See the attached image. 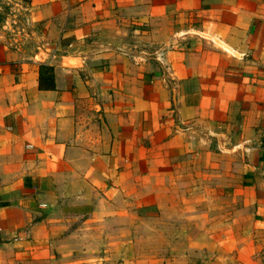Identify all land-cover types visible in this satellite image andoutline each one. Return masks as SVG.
Wrapping results in <instances>:
<instances>
[{"label": "crops", "instance_id": "0c3cea01", "mask_svg": "<svg viewBox=\"0 0 264 264\" xmlns=\"http://www.w3.org/2000/svg\"><path fill=\"white\" fill-rule=\"evenodd\" d=\"M3 1L0 264H156L150 213L264 264V0Z\"/></svg>", "mask_w": 264, "mask_h": 264}, {"label": "rangeland", "instance_id": "374dc122", "mask_svg": "<svg viewBox=\"0 0 264 264\" xmlns=\"http://www.w3.org/2000/svg\"><path fill=\"white\" fill-rule=\"evenodd\" d=\"M26 9L16 3L0 0V27L7 26L8 31L18 33L25 29L22 20ZM153 217L147 220V225L138 223L136 228V242L134 249L144 254L154 252L157 255L156 264H192L198 262L191 259V256L199 255L203 264L209 261L223 262L224 247L221 238L218 237L212 228H199L197 233L190 232L191 227L178 225L177 222L169 220L162 221L161 226L156 218L157 214L150 213ZM149 222V223H148ZM152 226L149 227V225ZM177 224V225H175ZM256 244L258 249L264 252V229L255 231ZM150 236L151 242L143 241L145 237ZM138 240V241H137ZM228 258L230 264H237L239 259L236 254ZM219 257H221L219 259ZM264 261V260H263Z\"/></svg>", "mask_w": 264, "mask_h": 264}, {"label": "trees", "instance_id": "16d2710c", "mask_svg": "<svg viewBox=\"0 0 264 264\" xmlns=\"http://www.w3.org/2000/svg\"><path fill=\"white\" fill-rule=\"evenodd\" d=\"M39 85L41 89L55 88V71L53 65L47 63L40 65Z\"/></svg>", "mask_w": 264, "mask_h": 264}, {"label": "water", "instance_id": "95a60500", "mask_svg": "<svg viewBox=\"0 0 264 264\" xmlns=\"http://www.w3.org/2000/svg\"><path fill=\"white\" fill-rule=\"evenodd\" d=\"M7 28V26H5ZM11 33V32H10ZM13 35H15V33H12Z\"/></svg>", "mask_w": 264, "mask_h": 264}]
</instances>
